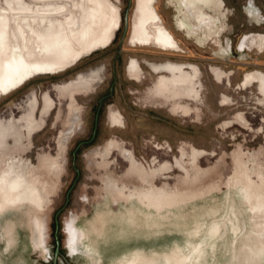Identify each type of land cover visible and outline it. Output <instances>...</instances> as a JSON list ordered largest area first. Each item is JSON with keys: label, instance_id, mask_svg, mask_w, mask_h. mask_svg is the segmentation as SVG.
Segmentation results:
<instances>
[{"label": "rangeland", "instance_id": "obj_1", "mask_svg": "<svg viewBox=\"0 0 264 264\" xmlns=\"http://www.w3.org/2000/svg\"><path fill=\"white\" fill-rule=\"evenodd\" d=\"M6 1L0 14L8 12L10 41L19 46L21 19L38 43L44 5L63 7L56 23L80 19L79 0H23L29 9L15 13ZM219 1L223 26L202 42L178 31L175 0L150 4L179 46L167 53L133 46L146 0H132L120 50L127 0H86L91 17L76 32L79 56L47 57L54 64L47 72L59 73L32 75L0 97V179L17 172L36 200L28 217L1 219L0 264H178L181 255L186 264H264L243 191L258 195L264 218V0ZM166 64L187 77L172 76ZM73 79L81 89L70 100L62 86ZM88 80L95 84L83 89ZM47 97L52 107L43 113ZM73 114L76 127L59 146ZM20 117L37 122L31 135ZM136 196L154 199L158 210Z\"/></svg>", "mask_w": 264, "mask_h": 264}, {"label": "bare ground", "instance_id": "obj_2", "mask_svg": "<svg viewBox=\"0 0 264 264\" xmlns=\"http://www.w3.org/2000/svg\"><path fill=\"white\" fill-rule=\"evenodd\" d=\"M146 2H147V10L149 12L147 16L144 18L142 17V13L140 15L141 17L140 16L137 17L138 23H139L138 28H137L139 39L138 41L136 40L135 41L136 43L158 44L162 47L167 48L172 44L173 40L170 37V35L166 32V30L164 29L163 24L159 16L157 15V13L154 10H152L150 6V4L155 2V0H148V1L146 0ZM175 2H176L175 3L176 12H178L179 14L177 25L179 26V29L185 32V34L189 38L194 36L197 40H199V42H202L203 39H205V41L206 39H208V35L210 32L215 33L218 31L217 34L219 33V29H221L223 26V23L218 17L220 10H221V2L219 0H175ZM5 4L7 6V9H9V12L11 13L22 12V11L29 9V5L24 3L23 0H10V1L7 0ZM55 5L46 6V7H44L45 5L42 6V9L40 11V13H42V16L38 19V21L36 20L37 23L35 25L37 36H34V37H38L39 39L38 43L36 42L37 40L35 41V43L32 42V39H30L27 35L28 30L27 32L24 30V26L28 25V23L26 22V19L18 20L16 29L19 32L21 46H19L18 42H16L15 44H11L10 37H9V33H10L9 23H8V18H7L8 12L3 10V12L0 14V56H1L0 57V95L5 94L9 90L13 89L14 87L19 86L22 82L31 78L32 75L53 74L55 72L60 71V70H55V71L47 72V70L54 68V64L52 60H47L48 59L47 57H57V58L64 57L65 58L72 52L76 51V47L74 45V41L76 40V32L78 31V29L80 28V25L84 21H87L90 19L91 12L88 14V11L91 10L92 7H90L89 4L87 5L86 0H79V3L77 5L81 9L80 19L69 17L67 21H65L64 24H63V21H62V24H59L61 21L59 23H56L52 17H57V15L60 12H62L63 7L55 6ZM251 8L252 7H250V9ZM85 10H86L85 13L87 15L83 18L82 15L84 14ZM137 10L138 12L140 11L138 8ZM75 11H79V10L77 9ZM213 12L215 13L212 14ZM108 21L106 23H108ZM87 23L88 22H86V24ZM134 27H137V26L135 25ZM133 31H136V30H133ZM101 36H104V35L101 34ZM260 38L262 39V37ZM259 49L264 50V39H262L261 42L259 43ZM77 52L78 51H76L75 53L76 57L79 56ZM79 52L81 53V50ZM2 129L3 127L0 126V133ZM246 201L247 203L250 202L249 200H246ZM171 205L173 204L168 203L167 207ZM34 207H36L35 196H33L32 190H28V188L23 183V180L20 178L19 175H17V172L12 170V172L9 173L6 176V178L0 179V221L2 218H4L6 215H9L11 212H18L21 215L23 216L25 215L28 217L29 213L32 211ZM148 208L158 210L156 209V206H153L152 208L150 207ZM251 213H252V221L256 229L255 240H256L257 246L264 248V234H263L264 220L259 219V215L257 216L256 212L253 211ZM7 235L9 236V232H6V236ZM83 238L84 236L81 237L80 239L79 238L77 239V237H75V239H70L69 241L78 242L79 240H82ZM76 242H74L75 247L77 244ZM181 249L182 248H180V250ZM75 250H77V248ZM175 258H177V261H179V263L180 262L182 264L187 263V258L184 255L175 256ZM136 259L137 258H134L133 260L128 261L125 264H157L155 261L144 262V261L136 260Z\"/></svg>", "mask_w": 264, "mask_h": 264}, {"label": "flooded vegetation", "instance_id": "obj_3", "mask_svg": "<svg viewBox=\"0 0 264 264\" xmlns=\"http://www.w3.org/2000/svg\"><path fill=\"white\" fill-rule=\"evenodd\" d=\"M156 3V2H155ZM154 3V4H155ZM159 16V15H158ZM161 20V19H160ZM162 22V21H161ZM163 24V23H162ZM163 27H164V25H163ZM164 29L166 30V32L170 35V37L172 38V40H173V42H172V44L169 46V47H167V48H165V47H162V46H160V45H158V44H153V43H150V44H148V43H135L134 42V44H133V46H139V45H142L141 47H148V46H154V47H157V48H161L160 50H162L163 52H178V50H179V46H178V44H177V42H176V39H175V37L172 35V33H170L165 27H164ZM178 31H180V32H182V33H184V36L185 37H187V38H189L186 34H185V32H183L182 30H178ZM190 39V38H189ZM139 44V45H138ZM164 50H175V51H164ZM260 51H262V52H260V53H264V50H260ZM179 53H180V51H179ZM130 67L133 69V70H135L136 69V66H135V64L132 62L131 63V65H130ZM165 68L166 69H168L169 71H170V73H171V75L172 76H174V77H177V78H179L180 80H182V79H184V78H186L187 77V75H188V73L186 72V71H184V68H181V67H176V66H174V65H172V64H166V66H165ZM61 71V70H60ZM58 73H59V71H58ZM56 74V73H55ZM176 74H178V76H176ZM31 78H29V79H27L26 81H24V82H22L19 86H17V87H14L13 89H11V90H9L7 93H5V94H2V95H8V94H10V93H12L13 91H15L16 89H18V88H20L24 83H26L27 81H29ZM178 79V80H179ZM94 80V79H93ZM93 80H88V81H86V83H88V85L86 86V87H83V89H85V88H88V87H90V86H92V85H94L95 84V82H93V83H91ZM76 83V80L75 79H73L71 82H69V83H67L66 85H63L62 87H64V88H67L68 90H69V99L71 100H73V94H74V92H76V91H78V90H80L81 88H77V87H75L74 86V84ZM90 83V84H89ZM260 83L262 84V87H263V90H264V76H262L261 77V79H260ZM2 95H0V97L2 96ZM50 102L52 103V100L49 98V97H47L46 99H44L43 100V106H42V112L43 113H47L50 109H51V107H52V104H50ZM179 105L181 104V105H183L182 103H178ZM35 109H36V106H35ZM77 116V114H73V116H72V119L70 120V122H69V126H68V129L65 131V132H62V134L60 135V138H59V140H58V145L59 146H63L64 145V143H65V140H66V138H67V136H69V135H72V133H73V131H74V129H75V125L77 124V121H78V118H77V120L75 119V117ZM25 118L23 117H20V119L19 120H17V122L18 123H20V126H21V128H22V130L27 134V135H31L32 133H33V131L35 130V128L38 126L37 125V122L33 119V121L32 122H30L29 120H27V121H25L24 120ZM0 126H2V127H4V124H1ZM245 183V182H244ZM243 184V183H242ZM243 187V186H242ZM243 191H244V193H245V197H246V200H249L250 202H248L247 204H248V206H249V208H250V211L251 212H256V214H257V216L258 215H260V212H261V209H260V206L259 205H261L260 204V202H259V200H258V195L257 194H253L251 191H250V188L249 187H247V188H245V187H243ZM137 197V199L139 200V202H141V204L142 205H144L145 207H150V208H152L153 206H155L156 204H155V200L154 199H152V198H150L149 200H148V204H146L144 201H143V197H138V196H136ZM145 197H148V196H146L145 195ZM115 200L113 199V202H114ZM252 201V202H251ZM255 202V203H254ZM168 203H172V202H167V204ZM259 219H262V220H264V218H259ZM263 234H264V228H263Z\"/></svg>", "mask_w": 264, "mask_h": 264}, {"label": "water", "instance_id": "obj_4", "mask_svg": "<svg viewBox=\"0 0 264 264\" xmlns=\"http://www.w3.org/2000/svg\"><path fill=\"white\" fill-rule=\"evenodd\" d=\"M131 7H132V0H127V8H126L124 15L122 17V35H121L119 45H118L119 50L122 48V45H123V43L127 37L128 31H129V27H130L129 12H130ZM57 230H58V223L56 221L55 234H57ZM56 244H57V248L55 251V259H56V256L58 255V240H56ZM55 259H54V262H55Z\"/></svg>", "mask_w": 264, "mask_h": 264}, {"label": "crops", "instance_id": "obj_5", "mask_svg": "<svg viewBox=\"0 0 264 264\" xmlns=\"http://www.w3.org/2000/svg\"><path fill=\"white\" fill-rule=\"evenodd\" d=\"M176 16H177V13H176V10L174 11V15H173V17H175L176 18ZM175 18H173L172 19V21H171V26H172V28H174L175 30H176V28H175ZM167 27V26H166ZM168 28V27H167ZM169 29V28H168ZM170 30V29H169Z\"/></svg>", "mask_w": 264, "mask_h": 264}]
</instances>
